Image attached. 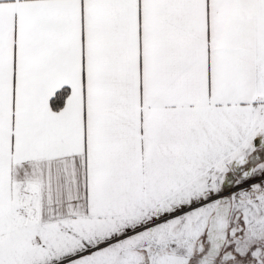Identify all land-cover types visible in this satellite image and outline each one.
<instances>
[{
	"label": "snow or ice",
	"instance_id": "obj_1",
	"mask_svg": "<svg viewBox=\"0 0 264 264\" xmlns=\"http://www.w3.org/2000/svg\"><path fill=\"white\" fill-rule=\"evenodd\" d=\"M0 264H264V0H0Z\"/></svg>",
	"mask_w": 264,
	"mask_h": 264
}]
</instances>
